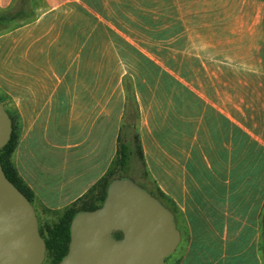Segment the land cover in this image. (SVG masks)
<instances>
[{"label": "crops", "instance_id": "obj_1", "mask_svg": "<svg viewBox=\"0 0 264 264\" xmlns=\"http://www.w3.org/2000/svg\"><path fill=\"white\" fill-rule=\"evenodd\" d=\"M35 9L0 30V98L35 206L64 212L138 133L182 234L172 264H264V0Z\"/></svg>", "mask_w": 264, "mask_h": 264}, {"label": "water", "instance_id": "obj_2", "mask_svg": "<svg viewBox=\"0 0 264 264\" xmlns=\"http://www.w3.org/2000/svg\"><path fill=\"white\" fill-rule=\"evenodd\" d=\"M12 133L0 101V152ZM70 233L59 264H167L182 241L173 212L130 177L114 179L98 209L77 213ZM46 255L36 209L7 178L0 158V264H43Z\"/></svg>", "mask_w": 264, "mask_h": 264}, {"label": "trees", "instance_id": "obj_3", "mask_svg": "<svg viewBox=\"0 0 264 264\" xmlns=\"http://www.w3.org/2000/svg\"><path fill=\"white\" fill-rule=\"evenodd\" d=\"M35 6V0H17L11 9L4 11L0 10V25L5 26L6 29H10L22 24L30 23L37 17ZM0 101L3 103L1 98ZM7 112L12 119L13 133L11 141L0 152L1 163L7 178L34 205L35 194L21 178L14 163V153L19 142V128L14 114L8 110ZM137 159L144 167V176L148 177L139 134H135L134 138L129 143L125 142L124 137L121 135L119 137L117 157L100 182L95 185L89 193L84 195L71 206L67 207L57 224L52 227H48L46 232H44L42 227L40 228L41 235L47 243V255L52 258L54 264H59L69 251L71 241L70 226L75 215L81 211H93L98 209L106 198L109 184L114 179L129 177L128 173L132 169L131 167L133 162ZM143 187L159 199L167 208H169L174 215L176 214V211L171 206L170 201L161 191L156 189L151 190L146 185H143ZM117 237L120 238L121 235L118 234Z\"/></svg>", "mask_w": 264, "mask_h": 264}, {"label": "rangeland", "instance_id": "obj_4", "mask_svg": "<svg viewBox=\"0 0 264 264\" xmlns=\"http://www.w3.org/2000/svg\"><path fill=\"white\" fill-rule=\"evenodd\" d=\"M39 0H35V8H37V3ZM16 25V24H15ZM5 26L0 25V30H3ZM132 169L129 171L128 175L130 178H132L137 184L143 186L146 185L148 186L149 189L155 190L154 186L152 183L149 181L148 177L144 176V167L142 166L141 162L137 159L135 162L132 164ZM34 207L36 209V213L39 219L40 223V228L42 227L44 232H46V229L48 227H52L55 224H57L60 220V218L63 216L64 212L62 213H53V212H48L44 210L43 208L37 207L34 204ZM173 257V256H172ZM172 257H170L167 260V264H172ZM43 264H54L52 258H50L48 255H46V259Z\"/></svg>", "mask_w": 264, "mask_h": 264}]
</instances>
